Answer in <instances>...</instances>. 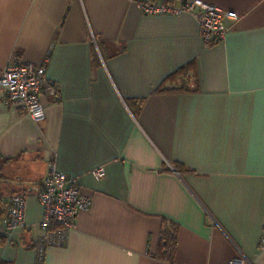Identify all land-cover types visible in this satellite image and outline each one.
<instances>
[{"label": "crops", "instance_id": "1", "mask_svg": "<svg viewBox=\"0 0 264 264\" xmlns=\"http://www.w3.org/2000/svg\"><path fill=\"white\" fill-rule=\"evenodd\" d=\"M202 1L239 16L207 46L191 14L130 0H0V69L44 63L58 88L39 122L0 88V190L25 197L0 261L33 263L52 162L90 205L43 264H264V0Z\"/></svg>", "mask_w": 264, "mask_h": 264}, {"label": "built area", "instance_id": "2", "mask_svg": "<svg viewBox=\"0 0 264 264\" xmlns=\"http://www.w3.org/2000/svg\"><path fill=\"white\" fill-rule=\"evenodd\" d=\"M130 1L142 14H191L198 23V33L204 46L223 41L229 24L237 22L239 18L234 11L209 5L202 0H180L177 4L168 0ZM44 75V63L35 66L12 58L0 69V88L5 93L4 102L21 109L34 122L44 120L40 95L49 94L55 97L58 94L57 85ZM102 170V167H98L89 172L94 178L100 179L104 175ZM45 174L35 197L42 207L41 219L38 221L42 233L32 242V264H43L47 247H60L65 244L73 217L78 212L87 210L90 205V200L80 190L77 177L57 172L52 162L48 164ZM4 198H0V236L4 238L5 244H9L16 239V233L25 227V197L14 193ZM0 264L5 263L0 261ZM218 264L248 263L238 254Z\"/></svg>", "mask_w": 264, "mask_h": 264}, {"label": "trees", "instance_id": "3", "mask_svg": "<svg viewBox=\"0 0 264 264\" xmlns=\"http://www.w3.org/2000/svg\"><path fill=\"white\" fill-rule=\"evenodd\" d=\"M187 73H188L187 66L179 69L173 75L167 76L164 79V81L160 84V86L158 88L154 89L153 92H163V91H166L169 89H175L177 91V90L182 89L185 86L183 85L181 79L185 78ZM177 80L181 81L180 82L181 84L179 86H177V84L175 83ZM171 86H173V87H171ZM0 176H1V172H0ZM3 194H4V192L0 190V198L3 196ZM10 194H14V193H9L8 195H10ZM8 195H6V196H8ZM4 243H5L4 238L0 236V245H4ZM170 245H171V242H170ZM168 247H170V246L167 244L164 246V248L166 249L165 253H167L170 256Z\"/></svg>", "mask_w": 264, "mask_h": 264}]
</instances>
